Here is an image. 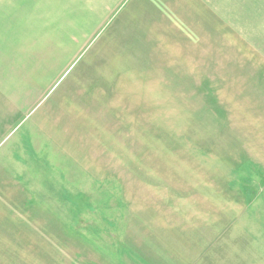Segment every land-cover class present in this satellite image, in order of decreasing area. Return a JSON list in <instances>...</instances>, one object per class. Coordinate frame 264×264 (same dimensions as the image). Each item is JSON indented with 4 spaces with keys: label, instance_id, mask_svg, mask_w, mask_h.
Wrapping results in <instances>:
<instances>
[{
    "label": "rangeland",
    "instance_id": "rangeland-1",
    "mask_svg": "<svg viewBox=\"0 0 264 264\" xmlns=\"http://www.w3.org/2000/svg\"><path fill=\"white\" fill-rule=\"evenodd\" d=\"M107 31L0 144V264H264L248 98L238 132L224 65L174 83Z\"/></svg>",
    "mask_w": 264,
    "mask_h": 264
},
{
    "label": "crops",
    "instance_id": "crops-1",
    "mask_svg": "<svg viewBox=\"0 0 264 264\" xmlns=\"http://www.w3.org/2000/svg\"><path fill=\"white\" fill-rule=\"evenodd\" d=\"M105 27L110 51L146 52L174 83L192 82L193 67L224 65L223 79L202 82L224 84L238 132L248 98L260 124L252 161L264 171V0H0V144L68 70L67 52L95 46Z\"/></svg>",
    "mask_w": 264,
    "mask_h": 264
}]
</instances>
